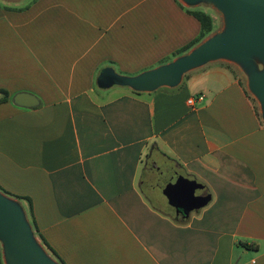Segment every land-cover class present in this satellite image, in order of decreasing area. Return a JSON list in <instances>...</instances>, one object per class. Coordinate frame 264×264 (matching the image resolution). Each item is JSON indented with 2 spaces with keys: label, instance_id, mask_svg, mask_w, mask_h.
Masks as SVG:
<instances>
[{
  "label": "crops",
  "instance_id": "crops-1",
  "mask_svg": "<svg viewBox=\"0 0 264 264\" xmlns=\"http://www.w3.org/2000/svg\"><path fill=\"white\" fill-rule=\"evenodd\" d=\"M185 9L186 0L0 4V187L31 201L38 233L65 264H264V115L242 78L264 57L213 59L172 84L134 86L195 50L173 57L200 32ZM120 79L128 88L114 86ZM19 93L38 106H15ZM160 161L200 184L208 204L177 215L164 182L152 183Z\"/></svg>",
  "mask_w": 264,
  "mask_h": 264
},
{
  "label": "water",
  "instance_id": "water-1",
  "mask_svg": "<svg viewBox=\"0 0 264 264\" xmlns=\"http://www.w3.org/2000/svg\"><path fill=\"white\" fill-rule=\"evenodd\" d=\"M190 5L200 0H186ZM227 15L229 31L195 49L167 67L149 73L134 82L137 89H151L169 85L187 70L209 60L222 57L247 58L250 54L264 57V0H215ZM250 87L261 100L264 115V71L254 75ZM13 104L20 108H34L39 102L33 95L19 93ZM203 187L195 180L174 173L164 186V196L177 215L186 218L204 208L209 195H197ZM0 241L9 264H53L31 243L28 230L17 209L0 196Z\"/></svg>",
  "mask_w": 264,
  "mask_h": 264
},
{
  "label": "rangeland",
  "instance_id": "rangeland-1",
  "mask_svg": "<svg viewBox=\"0 0 264 264\" xmlns=\"http://www.w3.org/2000/svg\"><path fill=\"white\" fill-rule=\"evenodd\" d=\"M33 0H0V4L2 5H6V6H25L28 5L29 3H31ZM261 1V0H259ZM190 6L193 7V9H198V8H202L203 10H205L207 13L212 14V11L215 12V14L217 15V19L219 20V26L218 28L215 30V32H213L212 34H210L209 37H207L205 40H203L202 42H200L195 49L197 50L198 48L202 47L203 45H206L207 43L213 41L214 39H216L217 37H220L222 35H224L225 33H227L229 31V28L227 29H223L224 23H222V14H221V9H220V5H218L216 3L215 0H201L198 1L196 3L191 4ZM220 12H219V11ZM250 71L252 72H247L246 76L243 75V82L246 81V79L248 78L249 81L251 80V77L254 75H261L264 71V66H262L260 63L257 62H251V64L248 66ZM242 75V74H241ZM121 82V83H120ZM126 85H128V83H122L121 79L120 81H115L114 82V86L116 87H121L126 89ZM128 88V87H127ZM252 93V92H251ZM253 97L252 100L255 103V107L256 110L260 111L261 115H263V106L261 103V100L259 99V97L253 93ZM162 161L159 162V166L162 165ZM166 165L164 166H160V168H157L154 170V176L152 179V183L153 181L158 184V183H162L164 182V184L162 185L163 188L165 186V184L167 183V181L169 180L168 178H170L171 175H173L175 173V168L173 166V164H167L164 163ZM167 179V180H166ZM200 191H197L196 193H199ZM0 196L7 201V203L18 210V212L21 215V219L23 221V223L25 224L27 230H28V235L29 238L31 240V243L33 244V246L51 263L53 264H58V262L54 259V257H52L51 253L46 249V247L42 244V242L40 241L39 237L33 232L32 228H31V221H30V217L28 214V208L26 207V210L23 211L21 208V205L16 202V200H14L11 197H8L2 193H0ZM172 212V209H170ZM1 242V241H0Z\"/></svg>",
  "mask_w": 264,
  "mask_h": 264
},
{
  "label": "trees",
  "instance_id": "trees-1",
  "mask_svg": "<svg viewBox=\"0 0 264 264\" xmlns=\"http://www.w3.org/2000/svg\"><path fill=\"white\" fill-rule=\"evenodd\" d=\"M185 11H186L187 14H189L192 17H194L199 22V24H200V32H199L198 36L192 42H190L189 44H187L186 46H184L180 50L176 51L173 54V57H178V56L186 54L189 50H191L192 48L197 46L206 37H208L210 34H212V32L214 30V21H213L212 17L208 13L204 12L201 9H185ZM0 96H1L0 103H5V102L8 101V93L6 91L0 90ZM0 193L6 195L8 197L14 198V199H16L18 201H27V203L29 205L28 214H29V217H30L31 228H32L33 232L39 237V239L42 242V244L51 253L52 257H54V259L58 262V264H65L57 256V254L48 246L46 241L38 233V228H37L36 222L34 220L33 212H32L31 201L29 199H27V198H21V197L14 196V195L6 192L5 190H3L1 187H0ZM204 194L208 195L207 192L204 193Z\"/></svg>",
  "mask_w": 264,
  "mask_h": 264
},
{
  "label": "built area",
  "instance_id": "built-area-1",
  "mask_svg": "<svg viewBox=\"0 0 264 264\" xmlns=\"http://www.w3.org/2000/svg\"><path fill=\"white\" fill-rule=\"evenodd\" d=\"M200 99H201V98H200ZM188 103H189V105H192V101H189Z\"/></svg>",
  "mask_w": 264,
  "mask_h": 264
}]
</instances>
